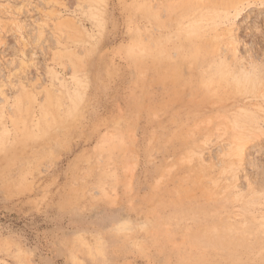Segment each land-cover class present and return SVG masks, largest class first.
<instances>
[{
  "label": "rangeland",
  "instance_id": "1",
  "mask_svg": "<svg viewBox=\"0 0 264 264\" xmlns=\"http://www.w3.org/2000/svg\"><path fill=\"white\" fill-rule=\"evenodd\" d=\"M252 66L264 0H0V264H264Z\"/></svg>",
  "mask_w": 264,
  "mask_h": 264
},
{
  "label": "clouds",
  "instance_id": "2",
  "mask_svg": "<svg viewBox=\"0 0 264 264\" xmlns=\"http://www.w3.org/2000/svg\"><path fill=\"white\" fill-rule=\"evenodd\" d=\"M245 71L247 75L240 78L241 87L254 88L258 84H264V77L261 76L264 73V67L252 66Z\"/></svg>",
  "mask_w": 264,
  "mask_h": 264
},
{
  "label": "bare ground",
  "instance_id": "3",
  "mask_svg": "<svg viewBox=\"0 0 264 264\" xmlns=\"http://www.w3.org/2000/svg\"><path fill=\"white\" fill-rule=\"evenodd\" d=\"M240 78H241V77H238V82H240ZM261 166H262V165H261V163H260V164H259V167L261 168ZM261 169H263V168H261ZM261 172H262V171H261Z\"/></svg>",
  "mask_w": 264,
  "mask_h": 264
}]
</instances>
